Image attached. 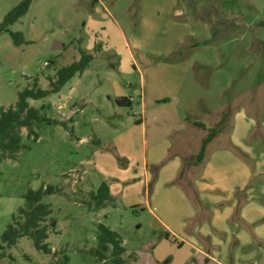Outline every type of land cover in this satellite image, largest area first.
<instances>
[{"label":"rangeland","instance_id":"obj_1","mask_svg":"<svg viewBox=\"0 0 264 264\" xmlns=\"http://www.w3.org/2000/svg\"><path fill=\"white\" fill-rule=\"evenodd\" d=\"M23 1L0 0V24ZM143 1L33 0L27 14L7 32L0 33V109L14 106L18 92L31 86L35 79L42 89L48 90L57 71L79 61L82 52L93 56L89 67L76 74L59 93L29 101L58 124L36 126L38 140L28 137L27 129H22L23 148L14 159L0 160V235L13 215L20 218L19 209L26 208L23 195L28 190L53 186L59 192L43 199L52 209L47 222H57L54 233L46 240L52 252L36 250L33 241L23 237L15 246L5 248V258L0 264H111L109 259L102 261L90 253L97 246L99 224L121 235L127 264H219V248L186 233L205 227L200 216H196L201 200L192 180L206 166H195L193 157L208 132L194 123L213 128L224 120L223 132L209 144L204 163L219 148L229 150L251 165L259 162L264 172V54L259 43L264 40V0H178L181 20H186L193 32L188 40L190 48L181 61H189L191 67L176 99L166 105L158 102L154 105L148 100L152 104L147 109H143L140 97L141 76L146 80L142 87L144 98V90L148 97L154 78L158 88L161 81L160 90L167 94L172 87L165 86V82L182 78L184 67L177 70L166 67L165 59L162 62L152 55L146 58L138 55V70L122 69L123 65L119 67L122 57L117 52L123 47L121 35L117 36L115 26H110L107 38L96 29L100 21L109 20L111 13L112 23H117L131 41L130 37L138 30ZM12 32L22 33L25 43L15 45ZM56 42L64 47L53 50ZM145 44L150 48L156 46L152 40ZM115 83L127 92V98H132L131 107H118L111 99L117 94ZM242 117L253 127L245 132L240 126L236 136L247 147H253L258 140L250 149V156L229 141ZM141 118L146 121V127L137 125ZM181 120L186 129L172 134L169 160L180 157L184 176L181 180L173 179L167 188L183 184L189 204L197 212L194 219L184 217L188 241L184 247L173 237L172 242L167 240L155 219L143 209L130 206L129 199H120L118 205L112 202L100 209L93 198L103 182L99 173L101 154L109 156H104L109 158L104 164L111 167L116 163L124 168L126 156H121L120 151L134 157L137 151L144 154L152 146L151 138L149 147L143 144L146 131L161 123L175 124L178 128L183 125ZM155 166L149 167L151 173ZM258 182L264 183V173L252 183ZM155 183L156 180L149 185L152 203L158 199L154 195ZM145 197L144 190L136 195L138 200ZM237 197L242 202L246 193L237 192ZM170 199L168 196L161 205L175 206V201L171 203ZM261 199L264 201V196ZM184 212V207L179 206L170 214L169 222L177 230L179 217L186 215ZM240 226L253 242L240 246V252L244 255L256 252V260L233 262V251L239 245L235 242L229 249L228 264H264V238L257 235L262 232L258 227L264 226V216L258 222ZM200 248L210 256L215 251L218 259L202 257L196 251Z\"/></svg>","mask_w":264,"mask_h":264},{"label":"crops","instance_id":"obj_2","mask_svg":"<svg viewBox=\"0 0 264 264\" xmlns=\"http://www.w3.org/2000/svg\"><path fill=\"white\" fill-rule=\"evenodd\" d=\"M106 12L108 13L107 10ZM108 15L109 20L107 19V22L105 20L100 21L96 29L99 30V35L102 33V37L107 38L109 30L111 29L110 26H115L114 30H117L119 33H116L117 36L121 35L119 38L123 40V47L117 50V52L119 51L122 57L119 61V67L123 65L121 67L122 69L133 67L138 70V55H142L144 58H146L145 56L152 55L153 57L161 58L162 62H165L163 59L172 55L180 45L193 36L190 24L186 20H181L182 14L179 12L178 0L143 1L140 8L138 30L130 37L131 41L125 38L122 29H120L117 23L113 22V25L110 20L112 19V14L108 13ZM150 40L156 42L155 47L150 48L146 46L145 43ZM182 61L180 60L176 63L166 61V64H164L166 67L177 68V70L184 67L182 78L172 79L169 84L165 82V86L170 85L172 87L170 93L164 94L166 91L163 89L160 90L162 88V85H160L161 81H158V88L156 84L157 78H154L150 90L148 89L150 92L148 93V97L147 90H144V98L142 96V87L146 85V80L141 76L139 87L143 109H147L148 105L152 103L155 105L157 102L158 104H169L172 99L178 97L182 82L191 67L189 61ZM115 86L117 94L111 97L114 102L118 98L127 97V92L119 83H115ZM130 86H132V83H130ZM246 120L245 117H242V121L237 125L235 131L231 133L229 141L230 144L238 147L250 156V149L255 147L258 140L253 147H247L236 136V133H239L240 126L244 127L245 132H249L253 127ZM181 123L183 125L178 128L174 126L175 124L173 126L168 123L158 124L156 127L150 128L149 131L152 130L151 137H149V131H146L143 144L149 147L151 138L152 146L150 149L146 148L148 150L144 154L137 151L134 157L133 154L120 151L121 156H126L123 162L124 168L116 165V163L111 167L104 164L109 158H105L104 156L107 155L101 154L100 157H103V159L99 173L103 178V182L109 186L112 202H117L118 205L120 199H129L130 206L141 208L151 215L155 219L157 227L159 226L164 232L170 233L171 237L181 242L182 247L188 244L185 238L186 233H192V237L197 235L209 241L213 247L216 249L219 248V264H228L229 249L235 242H238L239 245L233 251L231 259L233 262L235 260L255 261L256 252L249 253L248 255L241 254L240 252L242 250L241 248L245 247V245L253 244L251 237L241 229L240 225L253 224L259 221L261 215L264 216V208L261 207V198L264 196V183H252L258 175L264 173L259 167V162L251 165L249 162H243L229 150L224 151L219 150V148L215 150L210 157L212 159L207 164L203 163V167L206 166L201 170L200 175L195 177L196 180L195 178L192 180L193 188L201 200L197 214L196 210L194 212L191 204H189L187 191L183 188V184V186L175 185L167 188L169 184L173 183V179L179 177L182 170V160L180 157L169 160L171 139L173 138L172 134L174 132H180V130L183 132L186 129V124L183 121ZM137 125L142 127L147 126L146 121L144 122L142 118L138 120ZM167 161H169L168 164L158 172L157 183H155L156 187L154 189V195L158 199L152 203L149 185L152 182L153 175L149 167ZM142 190L145 192V200L136 199V195ZM237 192L246 193V197L242 202L237 197ZM168 196L171 197V203L175 201V206L172 204L167 205V203L166 205H161V201L168 199ZM179 206L184 207V214L186 215L179 217L177 222L179 229L177 230L173 224H170L169 218ZM195 215L197 217L200 216L201 221H203L202 226L205 225V227L201 230L196 228L194 231H187L185 233L184 230L187 225L184 221L185 218L187 220L194 219L196 217ZM258 228L262 232H257V235L260 238H264L262 235L264 233V226ZM240 246L241 248L239 249ZM196 251L201 253V256L206 259L212 260L217 258L215 251L212 252L215 253L213 256L203 251L202 248Z\"/></svg>","mask_w":264,"mask_h":264},{"label":"trees","instance_id":"obj_3","mask_svg":"<svg viewBox=\"0 0 264 264\" xmlns=\"http://www.w3.org/2000/svg\"><path fill=\"white\" fill-rule=\"evenodd\" d=\"M32 1L24 0L14 7L0 24V33L7 32L10 26L24 17L29 11ZM10 35L15 45L25 43L22 33L12 32ZM259 43L264 54V40H261ZM189 48L190 44L186 41L165 60L169 63H176L185 58L184 55ZM92 61L93 56L91 54L82 52L79 61H75L57 71L55 79L50 81V88L48 90L42 89L39 86L38 80L35 79L31 86L18 92V100L14 106L0 109V160L14 159L23 148L22 129H27L28 137L38 140V134L34 130L36 126H41L44 123L47 125L58 124L56 120L48 118L46 114L32 107L29 101L40 100L51 94L59 93L76 74H82ZM115 104L120 107H131L132 100L122 97L116 99ZM194 124L208 132L207 136L202 140L199 152L193 157V160H195L194 165L201 166L206 158L209 144L223 132L224 120H221L213 128H207L203 123L195 122ZM162 165L163 163L156 165L155 169L152 170L154 177L152 181L156 180ZM183 176L184 173L181 171L179 179H183ZM58 192L59 190L53 186H41L36 190L30 189L23 195L26 201V208L19 209L20 218L16 215L12 216L11 223L8 224L6 230L0 235V260L5 258V248L15 246L23 237L32 240L36 250L45 254L52 252L46 240L49 238V234L54 233L57 222L55 220H51L50 223L47 222L52 215V209L48 204L43 202V199L47 195L57 194ZM93 198L96 206L100 209L107 207L113 201L109 186L105 182L101 183ZM164 236L172 242L170 233L165 232ZM90 253L102 261L109 259L111 264H127V260L124 258L127 250L123 245L121 235L103 224L98 225L97 246ZM137 259L138 257H135L134 261H137Z\"/></svg>","mask_w":264,"mask_h":264},{"label":"water","instance_id":"obj_4","mask_svg":"<svg viewBox=\"0 0 264 264\" xmlns=\"http://www.w3.org/2000/svg\"><path fill=\"white\" fill-rule=\"evenodd\" d=\"M63 44L59 43V42H56L53 46V50H57V49H60V48H63Z\"/></svg>","mask_w":264,"mask_h":264}]
</instances>
